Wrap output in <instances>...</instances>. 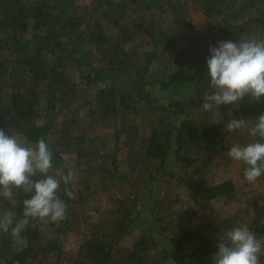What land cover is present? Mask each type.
Instances as JSON below:
<instances>
[{
	"label": "trees",
	"instance_id": "16d2710c",
	"mask_svg": "<svg viewBox=\"0 0 264 264\" xmlns=\"http://www.w3.org/2000/svg\"><path fill=\"white\" fill-rule=\"evenodd\" d=\"M262 68L264 0H0V264H264Z\"/></svg>",
	"mask_w": 264,
	"mask_h": 264
},
{
	"label": "rangeland",
	"instance_id": "374dc122",
	"mask_svg": "<svg viewBox=\"0 0 264 264\" xmlns=\"http://www.w3.org/2000/svg\"><path fill=\"white\" fill-rule=\"evenodd\" d=\"M190 18L194 25L199 27L201 30H204L206 27V21L205 17L198 11L191 10ZM262 71H264V68H262ZM242 76L244 78H242ZM239 83L236 87V89L233 88H226L222 91L227 94L231 95L235 91H241L248 88L249 79L246 75L241 74L239 76ZM78 130V132H82V129H86V132L91 133H98L102 134L103 131L101 129H97V131H93L92 127L89 126L87 121H80V124L75 126ZM72 160L69 161V165H71ZM240 163L241 160L239 158L234 157L232 162L223 163L222 161L217 159V156L211 157L208 168H207V178L209 181H212V183H219L224 180H232L235 189L237 198L227 199V198H216L211 201L215 213L219 216H225L235 213H240L243 208V201L251 198L252 201H254V198H257L258 201L264 199V180L261 177H257L256 180L249 182L248 184L243 181L240 177ZM172 188V187H171ZM164 189V188H163ZM166 189V187H165ZM169 191V190H166ZM172 193H175L170 189ZM180 199L183 200L185 203L189 202L191 205L190 200L188 197L185 196L183 191H179ZM193 204V202H192ZM242 215V214H241ZM241 215L237 216L240 217ZM214 216L209 213L205 212L204 210L197 209L196 210V220L199 222H205L206 220H209L213 218ZM132 237H126L124 240L120 242V250L121 251H127L131 246ZM260 242V240H257ZM257 243V242H256ZM245 245L253 246V240L245 241ZM260 243H257L259 245ZM77 247L75 241L71 239L70 243H67V251L74 250ZM190 249L194 248L195 246L189 245ZM190 249H187L189 251ZM227 254V252H225Z\"/></svg>",
	"mask_w": 264,
	"mask_h": 264
}]
</instances>
